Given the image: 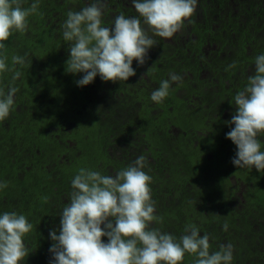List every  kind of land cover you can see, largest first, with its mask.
Here are the masks:
<instances>
[{
  "label": "trees",
  "instance_id": "trees-1",
  "mask_svg": "<svg viewBox=\"0 0 264 264\" xmlns=\"http://www.w3.org/2000/svg\"><path fill=\"white\" fill-rule=\"evenodd\" d=\"M91 2L39 0L27 31L13 32L0 50L9 68L22 73L14 82L12 71L0 73V88L19 89L0 122V182L8 185L0 189V214H23L33 225L24 237L29 255L20 264H50L49 233L59 234L80 168L115 175L140 155L152 177L155 215L163 218L152 227L179 238L195 224L209 234L210 252L231 243V264H264V171L235 166L237 148L226 138L234 127L226 123L236 111L234 96L264 54V0H197L172 38L149 32L157 44L143 65L133 61L134 76L112 82L97 75L81 87L76 81L83 73L65 70L70 52L61 25L69 10ZM107 5L104 26L120 13L138 15L132 0ZM25 53V64L13 66L11 57ZM169 73L182 80L171 84L162 103L153 102L151 93ZM258 139L264 151V134ZM193 260L185 254L182 264Z\"/></svg>",
  "mask_w": 264,
  "mask_h": 264
},
{
  "label": "clouds",
  "instance_id": "clouds-1",
  "mask_svg": "<svg viewBox=\"0 0 264 264\" xmlns=\"http://www.w3.org/2000/svg\"><path fill=\"white\" fill-rule=\"evenodd\" d=\"M132 4L138 15L120 13L111 26L102 22L107 0H92L79 11L67 12L61 25L70 52L65 70L83 73L77 86L92 83L97 75L112 82L134 76L133 61L138 65L146 62L149 49L157 44L153 36L172 38L194 14L197 0H132ZM38 8L39 0H33L27 8L22 0H0V50L5 49L4 42L13 32L27 31L28 17ZM26 56L13 55L12 65L23 66ZM7 61L0 52V73L12 71L14 82L22 73L9 68ZM254 64V74L234 96L236 111L226 122L234 127L226 138L237 148L232 158L235 166H254L262 172L264 151L258 137L264 134V54L257 55ZM235 66L233 62L228 68ZM181 80L180 75L169 73V79L162 80L151 93V100L162 103L171 84ZM18 91L12 84L7 92L0 88V122L8 118ZM146 166L147 158L140 155L115 175L79 169L60 214L59 234L56 230L49 233L53 241L50 264H182L185 254L194 257L193 264H231L234 246L222 243L219 250L210 252L209 234L201 235L195 224L186 225L179 238L151 226L153 222L162 223L163 218L155 215L152 177L144 171ZM7 186V182H0V189ZM32 228L23 214H0V264H20L29 255L24 237ZM223 230H228L227 223ZM104 236L107 242L102 240Z\"/></svg>",
  "mask_w": 264,
  "mask_h": 264
},
{
  "label": "rangeland",
  "instance_id": "rangeland-1",
  "mask_svg": "<svg viewBox=\"0 0 264 264\" xmlns=\"http://www.w3.org/2000/svg\"><path fill=\"white\" fill-rule=\"evenodd\" d=\"M245 187L243 186V189H244Z\"/></svg>",
  "mask_w": 264,
  "mask_h": 264
}]
</instances>
